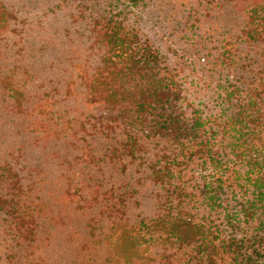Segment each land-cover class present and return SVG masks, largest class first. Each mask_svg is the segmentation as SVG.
<instances>
[{"label":"trees","instance_id":"1","mask_svg":"<svg viewBox=\"0 0 264 264\" xmlns=\"http://www.w3.org/2000/svg\"><path fill=\"white\" fill-rule=\"evenodd\" d=\"M52 1L49 11L67 24H49L40 52H28L40 58L43 48L60 45V56L50 59L59 69L55 80L13 51L5 59V47L18 43L10 34L42 20L0 0V38L10 41L0 44V87L22 115L21 139L0 152V221L10 238L0 264H264V0ZM184 8L172 28L188 46L165 38L172 11ZM206 13L235 25L202 51L194 41L212 36L197 23ZM150 19L163 25L149 29ZM84 135L95 138L94 153L95 140L113 138L94 157L115 171L127 174L136 159L134 170L157 186L152 215L128 219L132 180L117 192L121 184L72 182L49 169L48 202L24 182L21 168L35 163L28 161L35 147L56 158L59 142L77 146ZM79 188L88 194L74 204ZM102 201L107 205L97 208ZM79 215L85 235L74 227Z\"/></svg>","mask_w":264,"mask_h":264},{"label":"rangeland","instance_id":"2","mask_svg":"<svg viewBox=\"0 0 264 264\" xmlns=\"http://www.w3.org/2000/svg\"><path fill=\"white\" fill-rule=\"evenodd\" d=\"M13 4H15L18 9H21L24 12H29L28 19H41L42 23L41 26L37 25L35 21H30L28 24L23 25L16 29L13 33L10 34L8 38L15 39V41H18V43L14 44L13 46H10L6 48V56L5 59L7 60L9 57L10 52L13 51V53L17 54V57L20 58V61L22 60V64H25L26 62H30V65L32 64L35 69L40 72V74H46L48 77L55 80L56 78V72L59 71L58 66L50 65V59H55L56 56L59 54L60 56V50L62 48L60 45H53L48 48H43L42 50L45 51L43 56L38 58V56L30 55L31 53L28 52V48H31L34 51L40 52L38 50L39 46L42 45V37L45 35V33L52 29L49 26L57 27L59 24L66 25L67 19L62 17L61 15H58L57 17H54V15L49 11V6L53 4L52 0H6ZM194 1V0H193ZM25 4V5H24ZM188 9L184 8L180 13H174L172 11V14L170 15V19H167V22L171 24L170 27V33L168 35H165L166 39H169V41H175L177 45L182 46H188V44L182 42L183 36L187 40L186 36L180 32L179 30L172 28L174 25V22L176 18L179 17L182 21L184 20V15L187 13ZM173 13L175 16L173 17ZM232 12L230 11V7L228 4L225 3V12L223 15L226 17L228 15H231ZM226 21H223L220 19V17L210 14H204V16H200L197 20V23L201 25L202 29H205V32H210L212 36L208 39L201 40V45L199 41H194V47L198 49V47L201 48V50H210L213 49V45L217 40V33L224 30L226 26H234L235 23L232 19H225ZM44 23H46V29H44ZM50 24V25H49ZM163 25V23L160 20L157 19H150L146 23V27L151 28H157L160 29V27ZM169 27V25H168ZM192 30L194 27L191 28ZM189 30V28L187 29ZM53 31V29H52ZM55 34H58V29L55 30ZM161 32V30H160ZM10 39V40H11ZM192 41V40H191ZM9 43L10 41L6 39V37L0 38V44L4 46L5 43ZM18 46H25L26 48L20 49L17 48ZM191 46V45H190ZM193 47V48H194ZM17 49H20L23 52V55L16 53L15 51ZM42 53V51H41ZM19 61V62H20ZM264 61V60H263ZM7 62V61H5ZM29 65V63H28ZM31 65V66H32ZM62 66V65H61ZM17 70H20L17 68ZM36 72V71H35ZM59 74V72H58ZM198 74H201V71L198 72ZM31 74L24 73V77L28 79V77ZM193 80H197L194 78ZM34 79L27 83L26 91L31 93L32 89L35 87ZM63 81L60 80L58 82V85L60 86ZM39 83V80H37V84ZM194 84V83H193ZM43 85L39 84L37 85V88H35L38 91H42ZM8 91H1L0 87V152H3L6 150L7 146L12 144L11 142L21 139L20 133H15V130H17L21 124L22 121V115L20 114L21 111H17V109H20V107L13 106L11 102V98L9 97ZM27 98V96H25ZM27 102V101H26ZM26 102L24 101L21 109H26L27 106ZM59 104V103H58ZM56 104V105H58ZM78 129H81V127H77ZM114 137H117L115 135ZM120 135L118 136V138ZM95 138H91L88 135L82 136V138H79L77 141V146L75 144V141L73 144H65L64 142H59V146L61 147L59 149L58 157L56 158H44L43 152L37 149L35 147L30 155L28 161L35 162L34 164L26 165L21 168V174L26 177L24 182L32 181L35 184V191L36 194L40 195L41 200H44L48 202L49 200H53L54 196L52 195V191L50 193L47 192V188L53 185L50 183L48 176L50 177L51 173H47L49 169H57L62 170L64 174H66L67 178L70 179L72 182H78L80 179L83 178L84 181L87 182V185L90 183L93 185L95 180L101 181L103 183H110L114 182L116 184H121L118 187L117 192H124V190H127L129 186L124 185L127 180L134 181V184L130 186V188L134 187V191L130 194L129 197H127V215L128 219L130 221H134L135 218L139 215L149 217L152 215L153 210H155V204L158 200V195L155 193L157 190V186L152 184L150 182L149 178L144 175V173L141 171V168H138L137 171L134 170L136 159L128 164L127 174L125 172L121 171H115L110 166L107 158H104L103 160H99L97 162L96 158L94 157L95 154L101 153L100 150H102L104 147L108 146V144H112L114 142L113 138H98L96 141V144L98 146V150L94 152L91 151V146L93 143V140ZM14 143V142H13ZM100 167H98V166ZM48 166V167H47ZM126 174V175H125ZM52 179V176H51ZM64 179L62 180V182ZM62 182H59V184L62 187ZM79 184V183H78ZM42 185V186H41ZM41 186V187H40ZM82 186V185H81ZM52 190V189H50ZM77 194H74V200L76 204L78 198L80 199V195H87L88 190L86 192V189L81 188L78 189ZM57 193H59L57 191ZM124 194H122V197ZM110 202V200H107ZM107 205V202H101L100 204H97L100 206L101 204ZM73 204V205H74ZM117 202H113L111 204V210H114L115 207L118 206L115 205ZM96 211V209H94ZM67 212V211H66ZM65 213L63 214V217H65ZM91 213V209L89 208L87 210V215ZM117 215L120 214L119 211L116 212ZM125 214V213H124ZM76 217V213L74 214ZM106 216H100L101 220L103 221V226L107 224ZM83 218L84 216L79 215L77 218L73 221L75 224L76 230L81 234L85 235L84 229L82 228L83 224ZM44 220V219H43ZM4 223L0 221V252H2V256L4 252V248L9 249L10 244V238H4L2 235L5 231ZM98 232V229L96 230ZM97 237H101V235L97 234ZM33 245V244H32ZM7 246V247H6ZM34 251H37V248H34L32 246ZM15 250L18 251L19 254H22L24 250L22 247L14 246ZM31 250V247L27 245L25 251ZM50 251V250H47ZM53 252V251H50ZM52 259H47L45 264H53Z\"/></svg>","mask_w":264,"mask_h":264}]
</instances>
